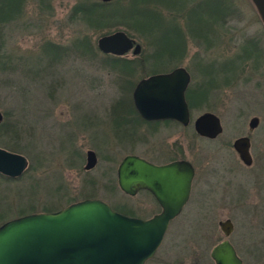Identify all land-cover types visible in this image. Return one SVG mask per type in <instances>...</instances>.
<instances>
[{
	"label": "rangeland",
	"instance_id": "374dc122",
	"mask_svg": "<svg viewBox=\"0 0 264 264\" xmlns=\"http://www.w3.org/2000/svg\"><path fill=\"white\" fill-rule=\"evenodd\" d=\"M10 1L0 0L9 13L16 10ZM76 1L18 0L16 14L0 22V112L17 132L13 140L6 138L8 145L0 147L17 144L14 148L28 162L20 179L0 177V223L41 211L44 203L61 202L63 207L70 203L67 197L91 185L88 180L93 183V197L136 217H149L156 211L151 198L143 192L123 194L116 184L115 168L128 153L154 158L159 150L166 151L161 157L175 151L171 155H183L195 167L190 197L144 264H213L209 250L224 238L217 226L224 218L232 223L226 238L242 264H264V30L250 1L233 0V18L220 29L203 13L196 16L189 10L183 17L164 7L160 21L139 19L142 27L151 28L147 35L121 20L107 26L111 32L127 31L140 50L149 49L147 40L161 43L162 30L173 24L167 18L174 17L184 33V51L168 69L184 67L190 75V89L200 81L201 65L213 63L203 65V71L219 85L211 86L206 104L191 102L189 126L183 130L175 123L160 124L156 131L152 124L112 120L111 106L121 94L114 74L99 66V56H79L73 48L77 37L86 35L96 47V39L111 32L75 20L72 6ZM114 1L121 11L136 8L143 12L166 2ZM195 17L202 31L218 33L216 42L208 45L190 34ZM245 40L256 42L259 52L255 56L242 53ZM53 46L57 47L55 54L50 52ZM123 56L130 59L135 55L127 51ZM226 61H231V73L227 72L232 76L220 84L218 64ZM135 76L132 81L137 82L140 78ZM206 110L221 118L222 132L214 140L202 139L192 130L191 120ZM253 115L259 121L249 134L252 163L246 167L230 143L246 134L247 119ZM87 149L95 153L96 162L85 170ZM56 184L62 185L58 194L52 189Z\"/></svg>",
	"mask_w": 264,
	"mask_h": 264
},
{
	"label": "water",
	"instance_id": "95a60500",
	"mask_svg": "<svg viewBox=\"0 0 264 264\" xmlns=\"http://www.w3.org/2000/svg\"><path fill=\"white\" fill-rule=\"evenodd\" d=\"M249 1L264 30V0ZM96 48L114 55L140 52L139 44L122 30L99 36ZM188 81L182 66L140 78L132 88V104L145 120L169 118L185 125L188 109L183 93ZM256 121L251 118L249 128ZM192 125L198 135L208 138L220 131L217 118L209 112L195 116ZM247 146L244 137L233 142L245 164L250 163ZM95 162L94 152L87 149L83 169L92 168ZM27 164L24 155L0 147V175L19 177ZM192 175L191 165L184 160L155 165L133 154L124 155L115 168L117 187L127 195L140 188L148 190L157 200L159 212L147 218L128 216L99 198H83L53 211L25 213L0 223V264H144L186 202ZM217 226L224 238L209 250L213 264H242L226 238L231 221L218 220Z\"/></svg>",
	"mask_w": 264,
	"mask_h": 264
},
{
	"label": "trees",
	"instance_id": "16d2710c",
	"mask_svg": "<svg viewBox=\"0 0 264 264\" xmlns=\"http://www.w3.org/2000/svg\"><path fill=\"white\" fill-rule=\"evenodd\" d=\"M17 2L18 0H13V2H11L12 5H14L12 9L16 10L10 13L4 8V5H0V22L8 21L9 16L16 14L15 12L18 9L17 7H19V2ZM162 3L163 4L161 6L156 4L157 7L149 8L147 9L148 11L143 12L142 10H138L136 8L121 11L120 7L117 8L115 6L117 5V3H115L114 0H110L108 2H101L98 0H77L72 6V11L74 12L75 20L84 23V25H86L87 27L97 29L107 26L109 27V25H112L113 23L115 24V22L121 20L125 21V23H128L130 27L132 26V30H137L139 33H141V35L144 36L145 34H148V29L151 28H147L145 26L142 27L138 22L139 19H142L143 21H145V23H155L157 22V20L160 21L159 16H161V18L163 17L161 15V9L164 8L167 12L183 15V17H185L189 10L194 11L196 16H199V13H203L204 17L210 20L211 25L218 24V29H220L221 26L224 27L228 19L233 18L232 15L234 14L235 10L233 0H166L165 3L163 1ZM167 19L170 22H173V24L170 26H166L165 29L162 30V42L154 43L150 39H146V43L149 45V49L142 48L137 55L133 56L130 59L124 57L123 55L101 53L96 47L89 44L86 35H82L81 37H77L75 39L73 48L76 49V52L79 56H82L85 53H88V55L92 56L93 59L95 58V56H99V66L113 73L115 76V80L118 83L121 94L111 106L113 115L112 120H142L133 108L130 97L134 82H136L134 80L132 81V79H134L136 77L135 75L137 74L139 75V78H141L148 74L166 71L169 68L170 64L176 61L178 59V56L183 53L184 43L182 42V35L184 33L176 25L174 17L170 16ZM194 22L195 23L190 32L191 35H194V37L199 41H202L208 45L218 40L217 32H210V30V33H208L206 29L202 31L199 24V19L197 17H195ZM108 27L106 29L107 33L109 31L111 32ZM124 32L127 35L131 36L127 31ZM248 44H252L253 47H250ZM247 48H249L250 50H247ZM241 51H243L242 53L244 54V56H255L256 53L259 52L256 42L248 40L243 41V43L241 44ZM50 52L55 54L57 52V47L53 46ZM230 62L231 61H226L218 64L220 65L222 76V82L220 84H222L223 82H227L228 79L232 76V74H229L231 73L230 70L233 67ZM205 64H208L210 66L213 63H203L200 67V81L197 82L196 88L190 89L189 85L186 89L185 100L189 109L191 108L192 101L200 102V89L203 83L209 86L219 85L216 81H213L211 78H208L205 75V72L203 71V65ZM204 76L206 77V79L204 78ZM15 135H17V132L14 129V125L8 124L5 120L2 119L0 121V144L3 145V143H5L6 145H8V140H13V137L15 138ZM16 145L17 144L11 142L8 147L4 146L3 148L19 153L20 151H17V149L14 148ZM25 171L16 178H9L2 175H0V177H3L5 179L18 180L22 177ZM88 183L91 185L93 184L90 180H88ZM91 185L81 188L78 194L67 197L66 200L72 202L77 200V198H79L80 196L82 198L93 197L94 191H92V189L94 187H92ZM52 189L58 194L60 189L62 190V185L56 184ZM60 204L61 202L56 204L44 203L42 204L41 211H53L59 209L61 208ZM109 205L113 210L117 212L126 215H134L132 212L117 207L113 203H110ZM31 207V204H29L28 209H30ZM24 211L25 209L20 210V212Z\"/></svg>",
	"mask_w": 264,
	"mask_h": 264
},
{
	"label": "flooded vegetation",
	"instance_id": "af4514ba",
	"mask_svg": "<svg viewBox=\"0 0 264 264\" xmlns=\"http://www.w3.org/2000/svg\"><path fill=\"white\" fill-rule=\"evenodd\" d=\"M124 55V54H123ZM174 68V67H173ZM172 69V68H171ZM185 69V68H184ZM170 70V69H169ZM169 70H167V71H169ZM186 70V69H185ZM167 71H163V72H167ZM187 71V70H186ZM157 73H159V72H157ZM187 73H188V71H187ZM150 75V74H149ZM188 75H189V73H188ZM189 84H190V75H189V81H188V83H187V86H186V88H185V90H184V93H183V96H184V100H185V92H186V89H187V87L189 86ZM216 87V86H215ZM201 100H200V102H203V104H206L207 103V101H208V98L211 96V94H212V88H211V86H209V85H206L205 83H203V85L201 86ZM131 92H132V90H131ZM130 97H131V93H130ZM132 101V100H131ZM185 103H186V106H187V109H188V122L184 125V124H182V123H180L179 121H176V120H174V119H169V118H163V119H150V120H145V119H143V118H141L140 116H139V114H138V116L142 119V120H134L135 122L136 121H139L140 123H143V124H152L153 125V130L154 131H156V130H158V125H160V124H162L163 126H165V125H167V124H170V123H175L176 125H178V126H180L183 130H184V128H186L187 126H189V124H190V109H189V107H188V105H187V102H186V100H185ZM133 105V104H132ZM133 108H134V106H133ZM135 109V108H134ZM136 111V110H135ZM204 112H209V113H212L216 118H217V120H218V123H219V126H220V131L214 136V137H211V138H208V137H205V136H201V135H198L195 131H194V129H193V125H192V120L195 118H193L192 120H191V126H192V130H193V132H194V135H196V136H198V137H200V138H202V139H206V140H214L215 138H217V136L218 135H220L221 134V132H222V125H221V122H220V120H221V118L215 113V112H212V111H208V110H206V111H202L201 113H204ZM201 113H199V114H201ZM199 114H197V115H199ZM196 115V116H197ZM253 117H255L256 118V125L255 126H253L252 128H249V126H248V123H249V121H250V119L251 118H253ZM127 123H130V122H134L133 120H125ZM258 121H259V119H258V117L257 116H250L248 119H247V123H246V126H247V132H246V134H241V135H238V136H236V137H234L233 139H232V141H231V143H230V146H231V148H232V150L234 151V153H235V155H236V157H237V159L239 160V162L242 164V165H244V166H246V167H249L250 165H251V163H252V157H251V153H250V138H249V134H250V131H252L256 126H257V124H258ZM126 123V127L128 128V130L130 129L131 130V128H130V124H127ZM125 131H126V129H125ZM127 132V131H126ZM241 137H244V138H246L247 139V143H248V146H247V152H248V155H249V158H250V163L249 164H245V163H243L240 159H239V157H238V154H237V152H236V150L233 148V142L236 140V139H238V138H241ZM225 144V143H224ZM227 145H229V144H227ZM170 151V150H169ZM161 152H164V153H166V151H162V150H159V153L157 154V155H155L154 156V158H147V157H143V156H139V155H136V154H133V155H136V156H138V157H140V158H142V159H144V160H146V161H148V162H150V163H153V164H155V165H162V164H166V163H169V162H173V161H180V160H184V161H187V162H189V164L191 165V167H192V169H193V175H192V179H191V184H190V190H189V194H188V198H187V200H186V202L188 201V199H189V197H190V192H191V187H192V182H193V179H194V176H195V167H194V165H193V163L190 161V160H188V159H186L185 157H183V155H178V154H174V155H171V152L172 153H176L175 151H170L167 155L165 154V155H163L162 157L160 156V153ZM95 154V153H94ZM128 154H132V153H128ZM170 154V155H169ZM125 155H127V154H125ZM159 155V156H158ZM96 156V155H95ZM124 156V155H123ZM122 156V157H123ZM121 157V158H122ZM120 158V159H121ZM118 164V163H117ZM232 171H234V169L233 168H231V170L229 171V172H231V174H232ZM138 192H143V193H145V194H147L150 198H151V200L153 201V203L155 204V206H156V211L155 212H153L150 216H152L153 214H156L157 212H159L160 211V207H159V205H158V202H157V200L155 199V197L148 191V190H146V189H143V188H140V189H138L133 195H127V194H125V195H127V196H134L135 194H137ZM123 193V192H122ZM124 194V193H123ZM89 198H95V197H89ZM83 199V198H82ZM76 201V200H75ZM73 202V201H72ZM105 202V201H104ZM185 202V203H186ZM185 203H184V205H185ZM184 205L182 206V208L184 207ZM110 206V205H109ZM182 208H181V210H182ZM181 210H180V212L176 215V217L178 216V215H180V213H181ZM22 215V214H21ZM126 215V214H125ZM19 216V215H18ZM128 216H134V217H136L135 215H128ZM149 216V217H150ZM176 217H174V218H176ZM139 218H147V217H139ZM173 218V219H174ZM172 219V220H173ZM234 247V246H233Z\"/></svg>",
	"mask_w": 264,
	"mask_h": 264
}]
</instances>
